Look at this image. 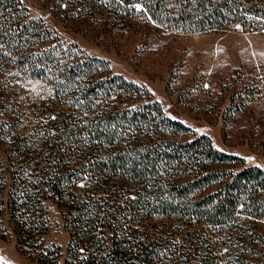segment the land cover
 <instances>
[{
  "label": "trees",
  "instance_id": "obj_1",
  "mask_svg": "<svg viewBox=\"0 0 264 264\" xmlns=\"http://www.w3.org/2000/svg\"><path fill=\"white\" fill-rule=\"evenodd\" d=\"M51 1L70 17L111 10L121 27L130 12L181 31L264 28V0ZM11 75L39 78L45 96L18 106ZM142 92L0 0V194L19 249L37 243L52 200L64 264H264V169L236 167L206 134L178 138L188 127Z\"/></svg>",
  "mask_w": 264,
  "mask_h": 264
},
{
  "label": "rangeland",
  "instance_id": "obj_2",
  "mask_svg": "<svg viewBox=\"0 0 264 264\" xmlns=\"http://www.w3.org/2000/svg\"><path fill=\"white\" fill-rule=\"evenodd\" d=\"M19 1L29 17H40L58 38L105 59L110 72L143 90L142 101L155 100L164 115L187 126L178 138L206 134L215 148L240 158L236 167L264 169V28L247 30L235 24L181 31L143 23L130 12L122 15L121 27L120 16L111 10L70 17L51 0ZM11 78V88L21 94L15 100L18 106L29 108L31 100L35 104L45 96L39 78ZM5 146L0 144L1 162ZM6 212L2 189L0 264H64L68 234L54 201L47 200L41 211L45 226L35 237L37 243L25 244L24 250ZM259 224L264 234V220ZM38 253L42 260L35 258Z\"/></svg>",
  "mask_w": 264,
  "mask_h": 264
}]
</instances>
